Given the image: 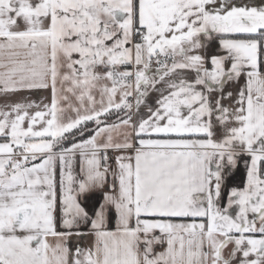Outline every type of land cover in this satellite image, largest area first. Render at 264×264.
<instances>
[{"label": "snow or ice", "instance_id": "obj_1", "mask_svg": "<svg viewBox=\"0 0 264 264\" xmlns=\"http://www.w3.org/2000/svg\"><path fill=\"white\" fill-rule=\"evenodd\" d=\"M0 264H264V0H0Z\"/></svg>", "mask_w": 264, "mask_h": 264}, {"label": "crops", "instance_id": "obj_2", "mask_svg": "<svg viewBox=\"0 0 264 264\" xmlns=\"http://www.w3.org/2000/svg\"><path fill=\"white\" fill-rule=\"evenodd\" d=\"M42 95H46V93L42 94ZM33 99H36V97H33Z\"/></svg>", "mask_w": 264, "mask_h": 264}]
</instances>
